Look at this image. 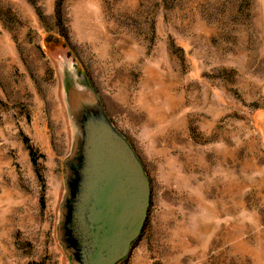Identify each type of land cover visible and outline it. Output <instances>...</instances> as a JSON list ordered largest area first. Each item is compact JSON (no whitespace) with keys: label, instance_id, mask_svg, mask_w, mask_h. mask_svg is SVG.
I'll return each instance as SVG.
<instances>
[{"label":"rangeland","instance_id":"1","mask_svg":"<svg viewBox=\"0 0 264 264\" xmlns=\"http://www.w3.org/2000/svg\"><path fill=\"white\" fill-rule=\"evenodd\" d=\"M82 80L150 183L120 264H264V0H0V264H76L58 226Z\"/></svg>","mask_w":264,"mask_h":264},{"label":"water","instance_id":"2","mask_svg":"<svg viewBox=\"0 0 264 264\" xmlns=\"http://www.w3.org/2000/svg\"><path fill=\"white\" fill-rule=\"evenodd\" d=\"M72 90L67 106L75 133L64 162L59 241L76 264H120L144 228L149 179L90 88L83 82Z\"/></svg>","mask_w":264,"mask_h":264},{"label":"trees","instance_id":"3","mask_svg":"<svg viewBox=\"0 0 264 264\" xmlns=\"http://www.w3.org/2000/svg\"><path fill=\"white\" fill-rule=\"evenodd\" d=\"M23 143H24V145L26 146V148L28 150L32 166L34 167L36 175H37V179H38L39 183L42 186V194H41L40 202H41V208H43V206H44V197H43L44 181L42 179V176H41L40 172L38 171V163H37L36 152H35L34 148L31 146V144H30V142L28 141L27 138H23Z\"/></svg>","mask_w":264,"mask_h":264}]
</instances>
